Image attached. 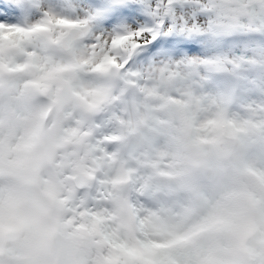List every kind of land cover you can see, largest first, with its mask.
<instances>
[{
	"label": "clouds",
	"instance_id": "1",
	"mask_svg": "<svg viewBox=\"0 0 264 264\" xmlns=\"http://www.w3.org/2000/svg\"><path fill=\"white\" fill-rule=\"evenodd\" d=\"M70 3L0 24V264H264V0H169L179 56Z\"/></svg>",
	"mask_w": 264,
	"mask_h": 264
},
{
	"label": "snow or ice",
	"instance_id": "2",
	"mask_svg": "<svg viewBox=\"0 0 264 264\" xmlns=\"http://www.w3.org/2000/svg\"><path fill=\"white\" fill-rule=\"evenodd\" d=\"M66 2L69 9L74 12L75 8L72 7L70 0ZM185 2L186 0H179L180 5H184ZM89 5L90 13L83 22L112 28L114 35L110 42L113 45L118 42L126 43L132 51L144 48L149 53L171 50L177 56L182 51L189 53L197 51L193 42L199 37V29L195 24L178 27L176 21L179 7L170 4L169 0H163V3H158L157 0H89ZM27 10L28 0H12L10 5L0 0V24L10 23L14 13H26ZM161 15L171 19V27L168 23L153 26L152 21ZM192 18L193 20L196 18L195 12ZM57 23L75 24L80 21L61 18Z\"/></svg>",
	"mask_w": 264,
	"mask_h": 264
}]
</instances>
